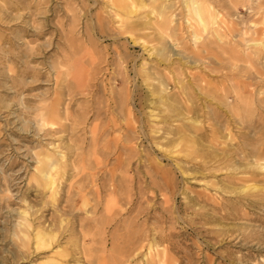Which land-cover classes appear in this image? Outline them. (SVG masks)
<instances>
[{"label":"rangeland","instance_id":"374dc122","mask_svg":"<svg viewBox=\"0 0 264 264\" xmlns=\"http://www.w3.org/2000/svg\"><path fill=\"white\" fill-rule=\"evenodd\" d=\"M3 1L4 0H0L2 3ZM15 1L21 2L24 5H33L36 1H42V6H40L41 11L35 18L38 21L37 23L41 24L39 27H42V29H39L43 31V35L38 37L32 35L31 32H27L23 35L25 41L31 42V45H38L40 43L38 49L39 54L35 55L36 60L30 62V65L35 64V67L41 71V76L38 80L31 81L30 84L26 86L23 95V101L25 103L23 102V104L20 105L21 99H18V97L12 93L13 90L10 89L9 79L5 77L4 74L0 75V264H139L140 262V264H144L139 258L133 261L130 260L126 263L122 262L126 253L123 250V243L121 241L112 242L111 235L113 230L111 223H109L110 225L107 224L108 226L106 225L108 228L105 226L104 230L98 233L96 232L94 222L91 221V219L89 220L88 212L91 211L92 208L95 211L97 210V215H102L100 212H105L104 207L107 203L111 205L116 203L118 205L129 206V200L124 193L125 190H129L128 193L131 194L129 198H137L135 200L138 205L136 206L135 204L136 209L143 208L145 210V213L142 212L139 215L140 222L147 217V224L153 227L158 222L154 219L157 217L160 219L159 222L162 225L157 224L155 227L157 229L163 227L165 233H170L169 240L165 242H160L158 240V245L159 247L167 245V252L172 260L171 264H264V228H262L264 227V222L259 218L262 217V220H264V209L255 208L253 212V215L256 213V215H254L256 216L255 220H251L247 214L241 216V213L252 211L245 201V198L249 197V193L251 192L249 188L251 186L249 184L247 186L246 183L242 184L241 182H237L233 184L234 187L236 186L237 192L232 194L223 192L225 195L224 197L229 196L234 199V201L235 199L242 198L243 201L241 202H244L238 203V201L235 210L227 208L229 212L227 216L224 217L221 214H217V218L210 215H207V217H200L191 209L185 208L184 204L187 200L184 196L187 194H190L187 196H191L194 194V191L202 188L204 183L200 180V178H203L202 173L196 171V169H190V175L182 178L180 173L175 170L173 173L175 190L172 193L169 187L159 183V181H161V175L152 173V171L143 164L146 161L143 160L142 165L136 170V164H138V162H136L137 158L134 157L128 165L127 170L132 176L137 172L135 178L139 180L137 182L134 178L125 180L122 183V187H119L118 192L116 191L115 194L110 192V184L112 181L114 183L117 182L118 179L117 176V179L114 181L112 177L108 175L109 170L116 165V161L112 157L114 148L111 147L114 143L112 138H110L112 136H108L107 140L110 141L109 143L101 137L97 138L96 149L92 146L90 129L94 125V121L92 118H89L93 111L90 105L92 103L91 94H95L98 87L99 89H103L104 87L109 88L108 77L112 76L114 73H118V71L122 74L126 71L129 79L127 84L123 83L119 75L118 80L115 81L118 87L125 86L126 84V87L129 86L128 89L132 90L138 85L136 91L139 92L140 90H144L145 81L140 77H137V79L139 78L137 85L133 83L134 78L132 77L136 76L133 72L131 57L128 58L127 62H122L120 66L116 60L117 58H115V50L118 48L121 55L127 51L132 54H137L140 58L145 54L140 46H133L130 43H127L126 49H124L121 45V41H124L122 37L112 35L111 33V35L100 34V32L97 31L98 28L95 26L93 20L95 13L103 6L102 0L101 4L99 2L97 5L96 3L91 4L90 0H14L13 3ZM88 2H90L91 5H88ZM212 2V6L216 8V10L218 9L219 16L223 18V20L225 19V21H228L230 19L234 22L236 28L234 32L235 37H230L229 35L224 36L219 33V37L222 36L221 40L218 43L216 42V44L214 43L215 45H212L217 53V58L215 57V59L212 60V63H214L213 65L218 69L217 71L216 69L210 70L206 62L205 64L197 63L196 65L190 64L191 66L188 65V67L184 66L183 70L192 69V71L201 72L202 75L205 74V79H208L210 82L212 81L211 83L215 84L217 88L219 87L217 94L220 93V96H218H222L221 99L227 96L225 100L227 103L229 102L235 105V94L237 91H241V99H247L248 104L246 105V108H248L245 112H241V114L246 117L243 123L237 119V116L228 112L226 105H217V103L213 101L212 106H215L218 114L220 113L219 120L221 124L225 125L227 128L229 127L230 137L232 138L234 147L245 150L250 148V144L258 143L260 149L264 150V145L261 144L264 143V109H262L264 108V104H262L264 101L260 99L261 96L264 95L260 92L264 90V82H262L264 81V77H262L264 76V48H261L256 53V49H254L253 46L246 49L244 48L245 45H243V42L240 43V41L248 39L246 43L251 45L254 41L264 39L261 38L262 31H264V0H212ZM178 7L185 10V6L182 2H178L174 8L176 9ZM31 8H33V6ZM26 10H21V13H24L21 14L23 15L22 17H24H21L22 19L12 20L5 24L0 22V32H2L3 35L9 34L11 36L13 35L11 34L12 31L23 34V29L29 30L30 25L25 22L28 18ZM72 17H74V20ZM251 20L256 22L255 26H248ZM213 28L219 32L222 29V27H217L215 24ZM228 38L231 40L234 38V41L242 39L234 43L235 46L232 47L227 44ZM222 39L225 40L226 43ZM36 42L38 44H36ZM21 46L24 47L23 45ZM237 52H241L240 55L236 54ZM233 54L237 55L236 61ZM247 54H249L250 57L246 56ZM257 54L258 58L255 57ZM68 55H70L69 57L72 59H77V67L69 69L65 65L64 57L67 58ZM230 55L232 56L231 58H233V56L234 58H229ZM242 55H244V57H242ZM94 57L95 61H92ZM58 59L60 60L58 61ZM229 59L231 63L236 62L235 64L237 67L228 65L230 64ZM55 61L58 62L56 63ZM59 62L62 63L58 64ZM52 64L54 67H52ZM161 65L162 66L159 68H163L164 64ZM0 66V68L4 69L6 64L0 62ZM32 66L34 67V65ZM124 67L125 69L123 70ZM19 68L22 69L24 67L22 65ZM67 68L69 71L72 70V73L69 72L70 74H67ZM58 71H60V74H58ZM164 71H167V69ZM91 72L94 78L91 77V79L85 80L84 83H82L83 88L80 89L79 92L77 91L73 98L67 95L64 99V106L66 105L71 109V119H77L76 123L72 124L71 119L65 120V128L62 131L48 135L45 134L46 129L47 131L52 130V128H57L59 125L58 123L52 124L48 122L43 124L40 129L31 117L36 111L34 107L45 106L51 101L54 90L60 87L57 81H60V84L64 85L66 82L64 80L69 79L71 74L84 73L90 76ZM188 79L189 77L186 75L185 80ZM260 79H262V81ZM219 89H223L224 94L223 91ZM225 91L228 95H226ZM40 95L42 97L46 95V99L41 100L42 97ZM197 101L199 105H203L202 102L204 101H201V99H197ZM24 105L28 107L25 108ZM86 113L89 114L86 115ZM82 115H84L83 118L87 116L88 119L85 118L83 121L79 119ZM24 116L30 118L25 120L23 119ZM104 119L105 118L102 117V120L96 121L100 129L104 126ZM237 121L239 123H237ZM241 124L243 126L242 128ZM140 138L142 139L143 136H140ZM136 140L140 141V139H134L133 142H137ZM244 140L245 142L247 141V146ZM50 141L51 143L58 142V145H62L69 165L72 164L64 169L55 170L54 175L55 179L58 181L59 187L57 189L58 193H55L56 195L54 193L52 195V193L42 185L40 180L41 175L38 174L41 173L40 168H42V163L38 162L39 160L36 159L34 154L46 150ZM103 141L107 143L103 144ZM181 145V143L177 144V142L169 143L166 146L167 150L164 151L159 150L155 146V150H152L150 144L148 145L145 139H142L139 143L140 148L143 146L147 148L150 157H158L165 168L169 169H174L171 164L174 159L189 160V157L176 153ZM107 151V155L109 154L108 156L106 155ZM142 152V159H144V157H146V154H144L146 151ZM190 155L194 156L195 151H190ZM236 158L238 159L239 157L237 156ZM39 166L40 168H38ZM224 171H220L216 178H222L225 173ZM116 173L118 175L121 171L118 170ZM150 175L154 176V178L157 176L155 180L161 185L159 186L156 184L158 187L155 186L153 189L149 179ZM38 180H40V182ZM222 182V185L227 183L225 180H222ZM139 186H141V188L143 187L142 190H146V193L137 197ZM230 186H232V184ZM185 187H188L190 190L186 191ZM148 189L153 190V192L150 193ZM120 192H122L124 197L118 195ZM165 197L169 199L167 205L172 207V212L162 210L164 206H167L164 202ZM85 203L87 204L85 205ZM201 203L198 201L199 205ZM199 205H197V207H199ZM72 206H76V208H78L77 206H79V208L81 206V209L78 208V210ZM210 207L211 205L207 204L204 210H210ZM59 208L63 209L62 214L58 212ZM135 212L136 211H134V213ZM22 217H27L26 219L31 223V227L28 231L29 241L26 242V244L23 242V239L27 240V238H24V232L21 230L22 225L19 224L23 222ZM81 220L85 223L84 227L80 226ZM251 224L256 226L257 233L251 231ZM38 227L45 229L46 232L57 233L56 240L51 242L50 246L37 243L35 229ZM80 228H82L81 231ZM124 230L125 229H118V231L115 230V232L117 234H122ZM112 246L117 248H114V250Z\"/></svg>","mask_w":264,"mask_h":264},{"label":"bare ground","instance_id":"6f19581e","mask_svg":"<svg viewBox=\"0 0 264 264\" xmlns=\"http://www.w3.org/2000/svg\"><path fill=\"white\" fill-rule=\"evenodd\" d=\"M13 1L14 0H4L3 3L0 2L2 3L0 4V22L5 24L12 20H18L23 16L21 14H24L21 13V10L27 9L26 11L28 18L25 20V22L30 25V28L29 30L23 29V34L16 33L11 30V34H13L11 36L9 34L3 35L2 32H0V62L6 64L4 69L0 68V75L4 74L5 77L9 79L10 89L13 90L12 93L16 97H18V99H21V102L17 100L21 105L24 102L23 95L26 86L30 84L31 81L38 80L41 76V71H39L35 67V64L30 65V62L36 60L35 55L39 54L38 49L40 43L38 44L36 42V44L38 45H31V42L25 41L23 35H25L27 32H31L32 35H36L38 37L43 35V31H40L42 27H39L41 26V24H38V21L35 18L36 15L41 11L40 6H42V1H36V3H34L33 5H24L21 2L17 1L13 3ZM90 2L91 4L96 3V5L99 4V2L101 4V0H90ZM90 2H88L89 4H87L91 5ZM102 2L103 6H101L99 11L95 13V17L93 20L95 22V26L98 28L97 31H99L100 34L111 33L112 35L122 37L124 38V41H121V45L124 49H126L127 43H130L133 46H140L145 54H141V58L138 57L137 54H132L127 51L124 53L121 52L123 53L121 55L118 48H116V50L114 49L116 52L115 58H117L116 60L120 64V66L122 62H127L128 58L131 57L133 72L136 76L132 77L134 78L133 83L137 85V81L139 79H137V77H140L143 81H145L144 90H140L139 92L136 91V87L138 85L135 87V89H128L129 86L126 87V84L127 82H129V79L126 71L123 74L118 71V73H114L112 76L109 75V88L104 87L103 89H99L98 87L95 91V94H91L92 103L90 105L92 106L93 111L90 114L89 118H92V120L94 121V125L90 129L92 146L94 149H96L97 138L102 137L106 141L108 139V136H112L110 138H112V141L114 143L113 146H111L114 148V151H111H113L112 157L115 159L116 165L109 170L108 175L112 177L114 181L117 179V176L118 179L117 182L114 183L112 181V183L110 184V192L114 194L116 191L118 192L119 187H122V183L125 180H130L133 178L134 180H136L135 176L137 175V172L134 176H132L128 173L127 170L128 165L133 160L132 158L136 157V162H138V164H136V170L142 165L143 160L146 161L143 164H145L146 167H148V169L152 171V173L160 174L161 181H159V183L169 187L172 193L175 190V180L173 175L175 170L180 173L182 178H184V176L190 175V169H196V171L202 173L203 178H200V180L204 182L202 188L194 191V194L191 196H187L190 194L184 196L187 200L184 204L185 208L191 209L200 217H207V215H210L217 218V214H221L224 217L227 216L229 214L227 208H232L235 210V208H237V202L239 201L238 203H240L241 201H243V199L239 198L235 199L234 201V199L229 196L224 197V193L232 194L237 192L235 188L236 186H233V184L237 182H241L242 184L246 183L247 186L249 184L251 186L249 187L251 189V192L249 193V197L245 198V201L252 211L241 213V216H243V214H247L251 220H255L256 216L254 215H256V213L253 215L255 208L264 209V150L260 149L258 143L250 144V148L245 150L239 147H234L232 138L230 137L231 135L229 127L227 128L225 125L221 124L219 120L220 113L218 114L215 106H212L213 101H215L217 105H226L228 108V112H230L234 116H237V119H239L243 123L246 117L243 116L241 112H245V110L248 108H246V105H248L247 99H241V91H237V93L235 92L236 97H234L235 105L230 104L229 102L227 103L225 101L227 96L226 98L223 97L224 99H221L222 96L219 97L220 93L217 94L219 87L217 88L215 84L211 83L212 81L210 82L208 81V79H205V74L202 75L201 72L198 73L192 71V69L183 70L184 66L188 67V65L190 64L196 65L197 63L205 64V62L209 65L210 68H208L210 70L216 69L217 67L213 65L214 63H212V60L215 59V57L217 58V53L215 52V49L212 45L214 43L216 44V42L218 43L221 40L222 36L219 37V33L224 36L229 35L230 37H235L234 32L236 31V28L234 26V22L230 19L228 21H225V19L223 20V18L219 16L220 14L217 11L218 9L216 10V8L212 6V0H102ZM178 2H182L184 4L185 10H182V8L179 7L176 8L177 10L174 8ZM32 6L33 8H31ZM72 18L74 20V17ZM214 24L217 25V27H222L220 32L213 28ZM255 25L256 22L251 20L248 26ZM261 38H264V31H262ZM233 39L231 40L230 38H228L227 40V44L232 47L235 46L234 43L240 41L242 38L238 41H234ZM247 40L248 39L240 41V43L243 42V45H245L244 48L246 49L253 46L254 49H256L255 52L257 53L261 48H264V39L260 41H254L251 45L246 43ZM223 41L226 43L225 40ZM21 45H23L24 47H22ZM240 53L237 52L236 54L240 55ZM236 54H233L235 56V61L237 56ZM69 56L70 55H68L67 58L64 57L65 65L69 69H71L72 67H77V59H72ZM246 56H249V54H247ZM257 56L258 54L255 57ZM231 57L232 56L230 55L229 58ZM242 57H244V55H242ZM59 60L60 59H58V61ZM249 60L251 61L250 58ZM92 61H95V57L92 59ZM229 61L230 64L228 65H230L231 67L236 66V62L231 63L230 59ZM60 63L62 62H59L58 64ZM53 64L52 67H54ZM161 64H164L163 68H159L160 66H162ZM22 65L24 68H19ZM32 65H34V67ZM68 68L67 74H70L69 72L72 73V70L69 71ZM124 69L125 67L123 68V70ZM166 69L167 71H164ZM217 70L218 69H216V71ZM58 74H60V71H58ZM92 75V72L90 76H87L84 73L71 74L69 79L64 80L66 81L64 85H61L60 81H57V84L60 87L54 90L51 101L45 106L34 107L36 111L33 114L31 113V117L36 125L40 127V129L43 124L48 122L52 124L58 123L59 125V127L54 129L52 128V130L48 131L45 128V134L48 135L51 133H56L62 131L65 128L64 121L71 119V109H69L66 105L64 106L65 96L67 97V95H69L71 98H73L74 95H76L77 91L79 92L80 89L83 88L82 83H84L85 80L91 79ZM119 75L121 76L120 80L123 83H126L125 86L118 87L116 85L115 81L118 80ZM186 75L189 77L188 80H185ZM260 80L262 81V79ZM252 87L254 88L253 85ZM220 91H223V89H221ZM260 92L264 94V90H261ZM226 95L228 94L226 93ZM43 99H46V95H44L41 100ZM197 99H201V101H204L202 102L203 105H199ZM260 99L261 101H264V95H262ZM24 106L25 108L28 107L26 105ZM88 114L86 113V115ZM83 117L84 115L80 116L79 119L83 121L85 118H87V116L85 118ZM102 117L105 118L103 121L104 126H102L100 129L98 127V122L96 121L102 120ZM27 118L25 116L23 117V119L25 120H27ZM71 120L72 124H75L77 121V119L74 118H72ZM238 121L237 123L240 122ZM242 127L243 126L241 124V128ZM140 136H143L142 139H145L148 142V145L150 144L152 150H155L156 147L159 150L165 151L167 150L166 146L169 143H181L182 145L176 153L181 154L185 157H189V160L174 159V161L171 160V164L174 169L165 168L158 157H150L147 148H145L144 146L141 148L139 147V143L142 141ZM134 139H140V141L136 140L138 143L133 142ZM107 141L108 143L110 142L109 140ZM57 143H51L50 141L46 150L40 153H34L36 159L39 160L38 162L42 163H40L42 165V168H40V166L38 167L41 169V171L38 169L41 173L37 172L41 175L39 176L42 185L47 188L52 193V195L53 193L55 194L57 192V189L59 188L58 181L55 179L54 175L55 170L61 168L64 169L69 165L64 148H62V145H58ZM105 143L107 142H104L103 144ZM261 144L264 145V143ZM142 151H146L144 153L146 154V157L143 156L144 159H142ZM190 151H195V155H190ZM107 153L108 151L106 152V155ZM237 156L239 157L238 159L236 158ZM118 170L121 171V173L117 175L116 171ZM220 171L225 172L223 174V177L216 178L218 177L217 174ZM156 177L157 176H155V178ZM155 178L152 175L149 176L150 183L152 184L153 189L155 186L159 185V183L156 182ZM40 180L38 181L40 182ZM138 180L139 179H137L136 182ZM222 180L227 181V183H224L222 185ZM150 183L149 185L151 186ZM229 184H232V186H230ZM139 187L140 188L137 191L138 195H136L137 197H140L144 195V193H146V190H142L143 187ZM185 189L186 191L190 190L188 187H185ZM79 190L81 191L80 187ZM148 190L150 193L153 192V190ZM125 191L124 193L129 200V206L118 205L115 202V204L113 205L107 203V205L104 207L105 212L99 211L103 216L97 215V210L95 211L93 208L88 212L89 220L91 219V221L94 222L96 232L101 233L104 230L105 226L111 223L113 230L111 235L112 242L114 243V241H121L123 243V250L126 253L122 262L126 263L130 260L133 261L139 258L143 261L144 264H171L172 260L168 255L167 245H163L162 247H159L158 245L159 241H168L170 233H165L162 226L161 229H157L155 227L157 224L162 225L159 222L160 219H158L157 217H155L154 219L159 223H155L156 225H154L153 227H150L147 224V217L140 222L139 215L145 210L143 208L136 209L135 200L137 198H129L131 196V194L128 193L129 190ZM118 195L124 197L122 192H120ZM168 201L169 199L165 197L164 202L166 203V205L168 204ZM198 201H200V203L202 201V203L199 205ZM86 204L87 203H85V205ZM207 204L211 205L210 210H204ZM197 205H199V207H197ZM136 206L138 205L136 204ZM72 207L76 208V206ZM77 207L79 208V206ZM79 209H81V206ZM171 209L172 207L170 205L164 206L162 208V210L166 212H172ZM134 211L136 212L134 213ZM58 212L62 214L63 209L59 208ZM26 218L22 217L23 222L19 223L22 225L21 230L22 232H24V238H27V240L23 239V242H25V244L29 241L28 231L31 227L30 221H28V219ZM259 218L262 222H264V220H262V217ZM84 224L85 223H83V220H81L80 226L84 227ZM251 227L252 229H250L252 232H258L254 224H251ZM81 229L82 228H80V231ZM118 229H125L124 233L117 234L115 230L118 231ZM35 231L37 243L43 244L45 246H50L51 242L55 241L57 238L56 232H46L45 229L40 227L36 228ZM112 248L114 249L117 247L112 246Z\"/></svg>","mask_w":264,"mask_h":264}]
</instances>
